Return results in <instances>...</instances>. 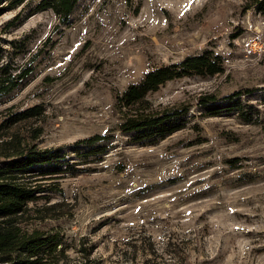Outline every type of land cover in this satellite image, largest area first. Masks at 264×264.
Listing matches in <instances>:
<instances>
[{
  "label": "rangeland",
  "instance_id": "1",
  "mask_svg": "<svg viewBox=\"0 0 264 264\" xmlns=\"http://www.w3.org/2000/svg\"><path fill=\"white\" fill-rule=\"evenodd\" d=\"M243 2L78 0L62 25L50 10L0 15L4 56H34L31 73L0 98V120L7 107L40 105V117L15 126L40 130L34 143L73 165L47 180L58 191L29 203L22 222L60 235L46 264H264V15ZM207 49L223 58L222 73L148 95L188 104L181 128L154 144L117 129L116 93ZM239 89H252L234 97L248 121L196 103ZM93 134L107 136L106 149L84 157L74 142Z\"/></svg>",
  "mask_w": 264,
  "mask_h": 264
},
{
  "label": "trees",
  "instance_id": "2",
  "mask_svg": "<svg viewBox=\"0 0 264 264\" xmlns=\"http://www.w3.org/2000/svg\"><path fill=\"white\" fill-rule=\"evenodd\" d=\"M77 2L0 0V15L19 7L28 9L27 16L50 10L62 25L67 23ZM243 8L264 15V0H244ZM16 18L14 16L8 24L12 25ZM33 60L34 56H29L25 63L7 59L0 39V98L12 93L31 73ZM224 68L223 58L207 49L200 54L187 55L178 61L147 69L138 82L115 94L113 106L118 114L117 129L130 134L136 143L158 142L181 128L180 118L188 112L189 106L184 103L154 104L148 95L170 80L192 75L213 76L222 73ZM250 91L252 89H239L222 97L213 92L203 93L198 95L196 103L208 115L231 111L248 121L247 112L234 97ZM42 113L43 108L36 104L20 110L7 107L0 120V264H46L59 252L62 240L57 232L22 225L30 210L29 203L38 199L48 201L47 193L58 191L47 180L58 177L59 173L73 166L68 160H62L65 154L59 148H40L34 143L40 130L20 131L19 126H15L32 117L38 118ZM106 138L105 135L93 134L76 140L74 144L85 147L84 157L97 156L105 151L102 140ZM78 169L77 166L72 167L73 171Z\"/></svg>",
  "mask_w": 264,
  "mask_h": 264
}]
</instances>
